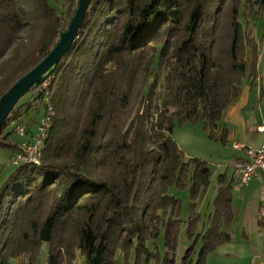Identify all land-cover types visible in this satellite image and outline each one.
Wrapping results in <instances>:
<instances>
[{
  "label": "trees",
  "instance_id": "1",
  "mask_svg": "<svg viewBox=\"0 0 264 264\" xmlns=\"http://www.w3.org/2000/svg\"><path fill=\"white\" fill-rule=\"evenodd\" d=\"M77 6L0 0V98L51 52ZM263 13L264 0H92L47 86L31 89L4 124L0 148L12 154L0 171V264H34L43 242L47 264H177L183 206L173 188H190L194 200L180 264H207L232 240L235 182L219 176L206 220L196 201L212 169L187 159L174 132L202 122L227 143L222 121L246 78L264 100L250 28ZM50 108L41 162L14 164L21 143L9 122L32 140ZM163 232L162 256L149 244Z\"/></svg>",
  "mask_w": 264,
  "mask_h": 264
},
{
  "label": "rangeland",
  "instance_id": "2",
  "mask_svg": "<svg viewBox=\"0 0 264 264\" xmlns=\"http://www.w3.org/2000/svg\"><path fill=\"white\" fill-rule=\"evenodd\" d=\"M250 28L252 29V37L255 39V42L258 46L259 60H258V71L261 74L264 72V13L258 17V19L253 18L250 22ZM249 79L246 78L245 82H248ZM32 99V93L26 94L21 100L20 103L27 102V100ZM264 106V103H263ZM35 116V115H34ZM27 122V120H26ZM264 122V116L259 114L257 111L254 113V116L250 120L251 124H258ZM174 138L178 143V146L181 150L185 152V156L187 159L189 158H201L206 160L210 165L213 177L212 183L204 196L198 198L196 203L197 210L201 209V205L207 206L209 205L207 202H212L215 196L218 193V178L216 177V173L229 171V175L232 174V163L235 161L239 152L233 147L231 143H222V141L211 138L209 135V131L205 130L202 122L195 124L191 122H187L182 126L176 128L174 132ZM14 141L18 143H22L28 139L26 136H22L18 133L14 135ZM11 150L7 148H0V171L7 164H11ZM246 190V189H242ZM172 194L181 199L182 201V227L181 233L178 240V247L176 250V260L177 264H180V261L185 254L186 250L191 246L192 240L188 237L186 231V221H188L189 216L192 213V203L193 199L191 198L190 188L187 189H179L173 188ZM234 198V206L239 207L243 204V196L242 192L235 191ZM256 199L253 194L247 196V205L255 207ZM249 212L250 210H246ZM251 213V212H250ZM246 229L249 233H253L254 226L250 224L248 219L244 221L241 219L239 224L236 225L237 232L239 233V237H242V229ZM152 251L156 253H160L162 256L166 253L165 246V234L164 232L159 236L156 240V244L150 243ZM201 243L196 244L197 251L200 249ZM49 254V243L43 242L40 248L39 255L34 264H47ZM163 259V257H162ZM220 256L215 252H212L207 257V264H222L220 261ZM163 261H161L160 264ZM76 264H86L83 256H79ZM150 264H159L157 259L152 260Z\"/></svg>",
  "mask_w": 264,
  "mask_h": 264
},
{
  "label": "crops",
  "instance_id": "3",
  "mask_svg": "<svg viewBox=\"0 0 264 264\" xmlns=\"http://www.w3.org/2000/svg\"><path fill=\"white\" fill-rule=\"evenodd\" d=\"M263 103L264 100L262 99L260 84L252 86L249 79L248 82H244L243 84V90L239 100L227 110L222 121L229 129V142L227 143H231L239 152L235 161L232 163L231 176L229 175V171H219L216 173L218 188L220 175L223 176V179H234L235 182L233 188V207L236 212V218L228 227V231L232 235V240L221 244L216 250V254L220 256L222 264H264V171H260L247 186L239 185L235 176V163L239 160L249 159L246 149H237L235 144L240 143L246 147L258 148L263 143V133L259 130L261 123L257 125L250 123L254 113L257 111L264 116ZM242 189L246 190L244 191ZM236 190L240 193L242 192L244 198L243 204L239 207L234 206V193ZM250 194H253L256 199L255 207L247 205V196ZM207 203L209 204L208 206L207 204L205 206L201 205V209L197 210L206 220L208 219V215L213 211V201ZM247 209L250 211L247 212ZM241 219H244V221L248 219L256 230L253 233H249L243 228L241 233L242 237H239V233L235 228Z\"/></svg>",
  "mask_w": 264,
  "mask_h": 264
},
{
  "label": "water",
  "instance_id": "4",
  "mask_svg": "<svg viewBox=\"0 0 264 264\" xmlns=\"http://www.w3.org/2000/svg\"><path fill=\"white\" fill-rule=\"evenodd\" d=\"M91 3L92 0H78V6L70 25L66 30L62 31L55 47L0 98V136L8 116L19 100L31 89L38 87L47 80L72 47L86 19Z\"/></svg>",
  "mask_w": 264,
  "mask_h": 264
},
{
  "label": "built area",
  "instance_id": "5",
  "mask_svg": "<svg viewBox=\"0 0 264 264\" xmlns=\"http://www.w3.org/2000/svg\"><path fill=\"white\" fill-rule=\"evenodd\" d=\"M47 83L44 82L42 87H46ZM51 108L49 112L42 118L41 123L38 125L35 135L32 140H26L21 143L19 152L13 159L14 164L20 163H40L43 156V142L49 132L51 122ZM8 127L15 129V131L25 136L26 127L18 120H11ZM260 132L263 133V143L260 147H246L243 144L236 143L237 149H246L248 160H239L235 163V176L238 184L241 186L249 185L253 179L264 171V122L259 126Z\"/></svg>",
  "mask_w": 264,
  "mask_h": 264
}]
</instances>
